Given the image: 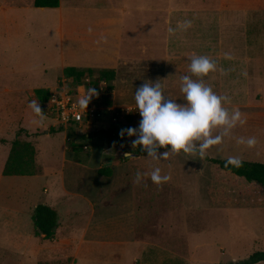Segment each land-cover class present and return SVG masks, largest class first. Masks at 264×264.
Instances as JSON below:
<instances>
[{"label": "rangeland", "instance_id": "rangeland-1", "mask_svg": "<svg viewBox=\"0 0 264 264\" xmlns=\"http://www.w3.org/2000/svg\"><path fill=\"white\" fill-rule=\"evenodd\" d=\"M128 9V13L131 14V27L127 40H124L122 44L121 57L112 67L115 70V78L111 81L112 88L106 87L101 99V104L111 109H104L101 116L87 128L89 136L81 132L80 127L75 129L71 125L55 124L53 115L47 113L40 102L43 119L37 117L29 108L30 101L37 97L32 87L27 86L31 79H35L32 81L36 83L39 81L38 78H33L27 71L25 73L16 71L17 68L13 69L15 71H9L12 68L8 70L6 65L0 63V89L5 87L13 89L23 86L20 83L17 84L18 81H29L24 85L27 88L19 99H9L12 97L10 93L0 101V169L6 155V143L11 142L19 129H22L19 132L20 138L33 141L32 143H34L35 135L43 134L44 130L52 133L63 132L70 157L77 161L88 155L92 148L98 149L100 153L97 156L103 157L101 151L107 136L106 132L115 125L112 120L113 114H118L121 124L116 130V135L124 146L129 147L133 155L131 157L105 156L111 161L114 160L115 163L107 165L104 159V162L99 163V167L107 166L110 168V174L121 176L129 168L137 169L139 172L144 170L151 172V168L158 167V163H167L163 169H171L179 159L181 164L185 163L183 170L186 179L194 180L196 174L192 170L201 168V175L208 176L211 184L216 182L217 187L232 189V197L227 194L222 197L223 190L218 192L221 195L215 198L210 196H215V192H208L210 194L207 193L205 204L209 206L215 203L232 204L235 207H242L254 212L248 214L251 222H264V185L254 181L247 182L240 176L223 172L216 164L205 158L200 159L198 155L185 154L183 151L178 154L170 153L167 160H153L149 156L137 157L134 153L136 148L141 146H133L132 141L136 137H130L126 133L123 137L120 135L121 129L139 127L141 116L136 110L134 94L144 82L154 83L159 80L166 100L173 99L177 103H184L183 94L180 92V77L191 75L189 63L190 57L194 54L208 56L216 62L217 71L209 73L208 76L203 77V80L216 94L230 97L231 103L226 102L225 107L230 111L238 108L250 114L264 111V0H136L132 1ZM184 20H191L192 26L187 31H177L174 36H169L167 29L176 28L178 22ZM10 27L12 36L14 27ZM44 39L45 35L44 37L41 35V42ZM11 46L14 45L0 46V59L5 55L11 58L9 52L17 48ZM49 46L40 43L36 51L32 47V54H27L30 58L27 59V64H31V69L42 63L45 64L44 59L48 56L47 53H51ZM225 53L230 54L232 58L226 59ZM48 65L45 67L43 76L44 84L59 82L58 85H66L68 88L77 85L72 77L63 76L55 81L58 73ZM93 69L94 74L84 76L81 82L86 81V78L92 82L98 70L102 68L93 67ZM245 72L246 76L243 75ZM62 79L65 81L62 82ZM193 79L198 78L193 77ZM90 84L93 86L92 83ZM105 115L109 118L108 122L103 121L107 119ZM262 118L260 117L259 122H262ZM97 121L101 122L98 124ZM222 131L223 129H214L212 134L215 136ZM242 131L235 127L231 135L225 137L220 145L212 146L206 156L217 158L238 156L264 161V133L246 134ZM44 137L43 143L48 140V137ZM238 137H255L258 142L255 147L248 148L246 145L237 144ZM50 142H52L51 145L47 146L54 149L52 155L56 158L62 145L61 135H54L52 139H49ZM86 143L90 145L88 149L83 148ZM38 146L41 148L40 143ZM72 169V165L65 166L68 175ZM101 176L103 181L109 183L107 176ZM31 186H34L36 190L37 180L34 182L26 176L0 174V264H71L74 258L77 261L78 257L82 256V251L80 239L74 233L73 236L69 231L66 239L63 237L59 239L55 234L47 239L37 232L34 223L31 224L30 210L35 203L42 200L41 197L35 199ZM136 189L141 195L139 199L148 203L149 206L153 204L155 210L170 208L169 210L172 211L174 205L176 206L177 191L167 183L157 186L152 181L142 179L139 184L136 183ZM41 190L44 194L45 186H42ZM195 200L196 203L201 201L199 198L187 197L185 205L188 206L190 201ZM137 204L140 206L139 202ZM201 210L208 219L211 215L206 211L208 208ZM202 214L189 213L198 219ZM199 221L194 218V225H190L192 232L198 233L207 229L202 224L196 225ZM237 225L240 224L237 223ZM222 227L225 225L217 224L211 227L208 233L202 232L200 239H198L199 234L195 235L192 238V245L188 242L186 245H181V240L178 245L176 240L166 236L169 230H164L162 234L157 229V231L144 230L143 232L151 235L147 237L156 243L154 245L157 250L151 256L153 261H140L143 259L141 257L138 262L141 264H225L229 261L244 259L253 251L264 249V235L257 233L252 225L243 223V227L247 229L235 228L230 231L231 237L226 236V229ZM190 251L193 253L191 260L188 259ZM166 259L168 261L164 262ZM257 264H264V261Z\"/></svg>", "mask_w": 264, "mask_h": 264}, {"label": "crops", "instance_id": "crops-1", "mask_svg": "<svg viewBox=\"0 0 264 264\" xmlns=\"http://www.w3.org/2000/svg\"><path fill=\"white\" fill-rule=\"evenodd\" d=\"M132 1L136 0H59L57 7H37L34 6L33 0H0V46L13 44L14 46L11 47H17L9 52L11 58L8 55L2 56L0 63L6 65L8 70L12 68L9 71H15L13 69L17 68L16 71L23 73L27 71L33 78H38L39 81L36 83L32 81L35 79L27 81L29 82L27 87H32L33 91L36 88H46L50 91L59 84V82L44 84L43 76L48 64L58 73L55 81L64 76L63 70L67 66L81 69L112 68L121 57V47L124 40H127L131 27V14L128 13V8ZM10 26L14 27L12 36ZM89 28L92 29L91 33L88 31ZM41 35L43 37L45 35L43 42H41ZM101 36L106 37L107 42L97 44L96 41ZM40 43L50 45L51 53H47L48 56L44 59L45 64L42 63L31 69V64H27V59H30L27 54H32V47L36 51ZM2 55H4L3 52ZM61 81L64 82L65 79ZM27 82L18 81L17 84L20 83L23 86L13 89L7 87L0 89V101L10 93L12 97L9 99H19L27 88L24 86ZM105 117L107 119L103 121L108 122V116L105 115ZM100 122L97 121L98 124ZM116 123L114 124H121L120 121ZM54 135H61L62 139L60 153L56 158L52 155L54 149L47 146L51 145L52 142L49 143V139H52ZM44 136L48 137L46 144L42 142ZM33 139L36 162L41 166V172L35 175L11 176H26L34 182L37 180L36 190L34 186L31 188L35 199L41 197L42 200L34 206L38 203H45L57 210L59 222L54 229L55 236L59 239L62 237L66 239L70 231L72 235L74 233L80 239L82 256L78 257L77 261L74 258L71 264H141L138 262L141 257L143 259L140 261H153L151 256L157 250L154 245L156 243L149 240L147 236L151 235L143 232L144 230L157 229L161 231V234L164 230H169L166 236L176 240L178 245H180V240L181 245H186L187 242L192 245V238L195 235L199 234L198 239H200L202 232L208 233L211 227L217 224L225 225L222 229H226L227 237H231L230 231L235 228L247 229L243 227V223H247L248 226L252 225L257 233L264 235V222H251L248 216L254 212L232 204L215 203L213 206L205 204L208 192H215V196L210 195L215 198L220 196L221 193L218 194V192L223 190L222 197L226 194L232 197V189L217 187L216 182L211 184L208 176L201 175V168L192 170L196 174L193 180L185 178L183 170L185 163L181 164L179 159L171 169H163L167 163H158L161 174L171 176L167 185L176 189L178 199L172 211L169 210L170 208L155 210L153 204L149 206L148 203L139 199L141 195L134 182L137 169H126L128 171H124L121 176H116L114 173L109 174L107 176L109 183H106L107 181L102 179V174L98 172L101 168L99 163L104 162V159L107 165L115 161L105 156H97L100 153L98 149H90L88 155L77 161L70 157L63 132L52 133L44 130L43 134H37ZM38 143L41 148H38ZM10 145V142L6 143V155L0 169L1 175ZM169 149L158 151L164 152ZM125 151V153H131L127 146H125ZM134 154L137 157L147 156V154H136V151ZM69 165H72L73 169L68 175L65 166ZM154 168L156 167H152L151 170ZM223 172L229 171L223 170ZM141 173L150 172L144 170ZM142 179L151 181L149 176H144ZM42 186H45L44 194H42ZM187 197L199 198L201 201L198 203L196 200L190 201L187 206L185 205ZM137 202L140 206H137ZM33 208L30 210L31 224H33ZM203 208H208L206 211L211 214L208 219L204 213H201ZM195 211L202 214L200 219L189 215L191 212L196 214ZM236 215L237 218H235ZM194 218L200 220L196 225L202 224L207 229L198 233L192 232L190 225H194ZM41 235L44 237V234ZM159 246L164 248L162 245ZM192 255L190 251L189 260L192 259ZM173 260L181 261L180 259Z\"/></svg>", "mask_w": 264, "mask_h": 264}, {"label": "clouds", "instance_id": "clouds-1", "mask_svg": "<svg viewBox=\"0 0 264 264\" xmlns=\"http://www.w3.org/2000/svg\"><path fill=\"white\" fill-rule=\"evenodd\" d=\"M191 26V20H184L178 22L176 28L169 27L167 31L169 36H174L177 31H187ZM88 31L91 33L92 29L89 28ZM102 42H107L106 37L101 36L96 41L97 44ZM225 58L232 57L225 53ZM216 71L217 64L214 60L205 55H192L189 63L191 75L180 77V92L183 94L184 103H177L173 99L166 100L159 80L154 83L144 82L134 94L136 110L141 116L139 127L121 129L120 135L123 137L126 133L130 137L135 136L133 146H141L153 160H167L170 153L178 154L181 151L204 159L212 146L223 143L224 138L229 137L237 125L242 126L247 122V117L238 108L230 111L224 106L226 102L231 103L230 97L216 94L204 82L203 77ZM243 75L246 76L247 73ZM96 94V89L90 88L78 103L87 109L89 101ZM29 108L37 117L43 119V111L37 99L30 101ZM214 129L223 131L213 136ZM236 142L253 148L258 141L255 137H238ZM167 146H171L169 150L162 153L158 151ZM124 156L130 157L131 153H125ZM242 164L243 161L238 156H229L225 167H241ZM144 176H149L157 186L171 180L170 175H162L161 169L156 167L150 173L138 171L134 182L139 184Z\"/></svg>", "mask_w": 264, "mask_h": 264}, {"label": "trees", "instance_id": "trees-1", "mask_svg": "<svg viewBox=\"0 0 264 264\" xmlns=\"http://www.w3.org/2000/svg\"><path fill=\"white\" fill-rule=\"evenodd\" d=\"M34 6L37 7H57L59 5V0H33ZM63 74L66 77H72L76 84H80L84 76H92L94 74L93 68H77L74 66H67L63 70ZM115 77V70L112 68H102L98 70V74L92 79L95 88H98V83L101 80L107 82V87L112 88L111 81ZM34 93L41 103V105L48 99L49 90L46 88H36ZM246 117L247 122L244 125H237V129L243 130L242 132L264 133V111H258L256 114L248 113V111H241ZM260 117L263 119L259 122ZM256 120V122H254ZM120 128L119 125H114L107 130V134L111 135L113 131ZM244 128V129H243ZM20 130L17 131L15 137L10 142V149L7 155L6 161L2 168V175H35L41 172V166L36 162V149L31 141L24 140L20 138ZM171 146H167L170 148ZM166 149V148H160ZM136 154L145 155L141 147H138ZM228 157L217 158L208 157L205 159L216 164L220 169L224 171H229L237 176L243 177L248 182H257L264 185V161L258 160H246L242 159L243 164L241 167H234L229 165L225 167V162ZM109 167H101L98 172L102 175L108 176L110 174ZM33 223L38 233L44 234V238H52L54 235V229L59 222V214L57 210L45 203H38L33 208L32 214ZM260 261H264V250H256L249 254L246 258L238 261H229L225 264H254ZM46 264V263H45ZM59 264V263H58Z\"/></svg>", "mask_w": 264, "mask_h": 264}, {"label": "built area", "instance_id": "built-area-1", "mask_svg": "<svg viewBox=\"0 0 264 264\" xmlns=\"http://www.w3.org/2000/svg\"><path fill=\"white\" fill-rule=\"evenodd\" d=\"M106 87L107 82L101 80L98 83V88H95L90 84V79L88 78L72 88H68L66 85H57L49 91V97L42 106L47 113L53 115L55 124L58 126L71 125L75 129L80 127L79 130L87 136V134L89 135L87 128L90 127L92 122L101 116L104 109H111L101 104ZM90 88H95L97 94L91 98L86 109L81 107L78 101L85 96ZM112 120L115 123L118 122L119 115L113 114ZM89 147L88 143L83 146L85 149ZM101 152L104 156L125 154V146L121 143L118 135H116V131H113L111 135L107 134Z\"/></svg>", "mask_w": 264, "mask_h": 264}]
</instances>
